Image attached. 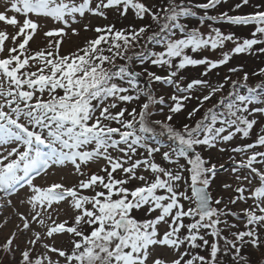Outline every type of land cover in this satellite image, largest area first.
I'll return each mask as SVG.
<instances>
[{"label": "snow or ice", "instance_id": "6c2138e0", "mask_svg": "<svg viewBox=\"0 0 264 264\" xmlns=\"http://www.w3.org/2000/svg\"><path fill=\"white\" fill-rule=\"evenodd\" d=\"M93 2L2 0L0 22L18 27V31L14 35L0 31V196L10 198L25 187L32 193L27 200L31 219L21 216L23 231L32 235L21 250L14 246V232L3 245L5 256L15 264H264V151H254L264 148V126L255 141L231 148L244 158L235 161L229 157L239 186L223 185L235 194L227 199L211 192L224 165L218 168L202 155L213 149L227 151L221 145L237 134L249 137L258 123L257 115L264 117V82L249 85L245 72L236 80L225 76L216 86L202 78L183 86L185 77L180 75L190 66H204L201 77L207 76L226 65L233 54L264 53V46L254 49L264 45V4H257V10L248 14L211 15L210 10L228 0H162L151 7L141 0H96L94 7ZM250 2L239 0L233 11ZM129 10L136 18H150L153 23L118 30L112 24L96 27V37L83 48L60 55L65 29L78 22L77 15L107 19L109 11L127 17ZM7 12L23 16L22 24L17 15ZM30 15L63 25L46 32L48 47L34 53L28 45L38 24ZM192 18L199 26L189 27ZM208 22L252 25L254 30L251 38L241 40L234 32L226 34ZM153 24L156 30L146 35ZM84 27L89 30L88 25ZM71 31L79 34L75 28ZM54 37L57 39H51ZM141 40L160 50L144 51L142 45L140 52L129 55ZM228 42L234 45L230 49L226 48ZM217 51L221 58L204 54ZM192 54L203 55L194 58ZM133 60L141 66L150 63L167 74L147 68L137 72ZM241 70L229 68L233 74ZM144 74L150 82L175 90L164 119H153L156 113L150 109L159 104L164 114L165 101L140 86L137 77ZM253 75L264 77V68ZM226 84L227 96L207 109L200 120L176 127L174 116L181 113L194 89H208L200 100L202 107ZM241 88L246 91L241 93ZM141 95L146 102L139 111L129 110L127 105ZM198 111L194 108L188 117ZM9 145L15 146L9 150ZM101 161L103 175L86 172L89 164ZM67 164L83 177L77 186L53 183L41 188L34 184L50 168ZM80 190H91L93 195ZM61 202L67 205L71 221L45 225L43 214L51 219L49 210ZM237 203L247 206L233 211L230 206ZM135 213L144 218L138 219ZM31 221H38L46 230L36 231ZM65 234L70 237L67 246L57 247L56 237Z\"/></svg>", "mask_w": 264, "mask_h": 264}, {"label": "rangeland", "instance_id": "374dc122", "mask_svg": "<svg viewBox=\"0 0 264 264\" xmlns=\"http://www.w3.org/2000/svg\"><path fill=\"white\" fill-rule=\"evenodd\" d=\"M76 2L80 3L82 2V0H76ZM95 2L96 0H94L93 2L92 5L93 7L95 6ZM141 2L151 7L153 5H159L162 2V0H141ZM163 2H166V0H163ZM202 2H206V0H193V3H202ZM236 3H239V0H228L227 3L217 6L215 10H210L209 14L217 15L220 12H228L229 15L248 14L256 11L257 10L256 5L264 4V0H251L249 5L233 11ZM0 11H4L2 0H0ZM199 14L202 15L203 13L200 12ZM7 15L9 16L17 15V19L22 24L24 19L23 16L12 12H7ZM29 18L38 24V28L34 34V37L29 42L31 46H37L43 40H47L45 33L48 32L49 30L63 27L62 24L53 21L51 18L36 17L35 15H30ZM77 21H78L77 23L71 24V28L77 29L79 34L74 35L71 31V28H66L65 31L67 35L62 37L63 42L60 47L61 50H66L69 48L77 49L79 46H84L86 44L85 41L87 39L92 38L93 36L96 37L97 34L94 31L96 27H105L107 25L114 23L115 28L118 30V29L128 28L130 25L139 28L146 24L153 23L150 18H145L144 20H140L136 18L131 10H129L127 17H120L117 13L109 11L107 19L86 13L83 18L77 15ZM208 23H213V22H208ZM85 25L89 26V30L85 31V27H84ZM197 26H199L198 20L196 18L190 19L189 27H197ZM213 26L220 27L221 30L226 34L229 32H234L237 36L241 38V40L243 38H251V32L254 30V26L252 25L234 26V25H228L226 23H213ZM154 30H156V28L155 25L153 24V27L148 30V33H146V35L151 34V32ZM202 30L206 31V29H202ZM0 31H4L9 35H14L18 31V27L10 26L5 24L4 22H0ZM26 31H31V30L28 29ZM6 43L8 42L6 41ZM143 43L144 40H141L140 45L134 47L129 52V54H132L134 50L141 51V46L143 45ZM8 46L10 47L11 44H9ZM143 46H144L143 47L144 50L146 47H151L152 48L151 50L154 51L160 50L156 45L153 44H147ZM233 46L234 45L230 42L226 44L227 49H230ZM262 46L264 45H256L254 46V49ZM204 54H207L210 59L221 58L219 51L215 53L208 52ZM192 55L194 56V58H202L203 54H192ZM132 67L138 72H142L143 68H147L149 71H154L157 74H161V75L167 74L165 71H162L158 67L152 66L150 63H145L143 66H141L137 60L132 61ZM229 68H239L242 70L233 74L229 72ZM261 68H264V53L255 52L254 54H248V53L233 54L231 56V59L226 65H221L219 68L213 69L207 76L201 77V73L204 71V66H195V67L190 66L182 70L180 75H183L185 79L181 81V84L183 86H186L187 83L190 82L192 79L202 78L204 80L209 81L213 86H216L224 81L225 76H231L233 80H236L238 78H242L243 74L247 72L250 78L248 84L251 86H255L256 84L255 82L251 81V77L254 76L253 75L254 72H258L259 69ZM141 77L142 79H140L141 81H139V83L141 82L142 84L145 85L144 87L150 88V90L154 93V95L157 98L161 96L164 97V101H165L163 105L164 114L160 113L159 109L161 106L159 104L154 105L150 109L151 111H154L156 113L153 119H164L168 111V105L173 103L170 97L175 92L174 88L158 82L152 83L149 81V78L147 77L146 74L142 75ZM144 79L147 81V83H143ZM256 83L260 84L262 83V80ZM229 84L225 85V88L223 89L222 92H217L215 95L212 96L210 100L204 101L202 107L200 106V100L203 98L204 95L208 94V89L206 88L194 89L192 92V98L183 102L184 108L182 109L181 113L176 114L174 116L176 127L177 125L180 124L181 126L179 127H182V125L185 123L194 125L197 120H200L204 116L207 109L212 108L210 107L211 105L218 102L222 96H227L229 91ZM175 94L179 95V93H175ZM197 97H199V99H197ZM145 102H146V98L144 99L143 102L134 101L131 104H128L127 107L129 108V110H131L132 108H136L137 111H139L140 106ZM258 106L260 105H253L252 107H258ZM194 108H199V111L196 112L191 118H189L188 113L191 112ZM257 119H258V123L257 125L254 126V129L250 132L248 138H241V134H237L236 136H234L232 141L228 142L226 145H221L223 147H226L227 151L220 152L218 150L213 149V150L204 151L202 153V155L205 158H209L211 161H214V163L218 166V168L220 165H224L223 168H219L218 174L215 177L213 184L211 185V192L214 197L223 196L227 199L228 197L235 195L231 189L226 190L223 187V185L225 184H231L233 189L239 186V182L236 180V174L232 172L233 162L229 159V157H234L235 161H240L244 157H242L240 154L233 153L231 151V148L236 146H242L244 144L252 143L253 141H255L258 133L260 132L261 127L264 126V117L257 115ZM14 146L15 145H9L7 147L10 150L11 147ZM0 151H3V149L0 148ZM254 151H264V148L254 149ZM157 159H159V157H157ZM103 163L104 162L101 161L100 164H95V163L89 164L88 168L86 169V172L90 174L99 173L103 175V173L100 172V167L103 165ZM181 163H186V162L182 160ZM240 174L243 175L244 171L242 170ZM81 179H83V177L79 176L75 172L74 167L71 164H67L65 166L57 165L50 168L46 174L42 173L39 177H37L34 180V184L41 188L48 187L53 183H60L66 187H73V186H77ZM80 191L81 194L93 195L91 190H80ZM30 195H32L31 191L27 187H25L24 189H21L17 194L13 195L10 198H5L0 196V248L1 249H3V245L6 243L7 239L12 237V234L14 232L16 233L14 246L19 245L21 250L25 248V240L31 237L32 234L30 232L26 234L23 231L24 220L21 218V216L23 215L24 217H28L29 219H31L29 217L30 205L27 203V200ZM9 200L11 201V204H9ZM21 201H24V203H21ZM185 206L187 207V204H185ZM246 206L247 205L243 203H237L236 205L230 207H232L233 211H238L239 209H242ZM55 209H60V211H56ZM66 209H67V205L63 202H61L58 205L54 204L53 208L49 210L51 212V219H48V213L43 214L45 225L51 227L54 226L53 221H56V223L62 222L64 220L71 221V215L67 213ZM135 215L138 219L144 218L142 213H135ZM229 220L232 222H236L232 220L231 217H229ZM31 227L36 231H40V232H44L46 230L45 226L40 225L38 221H31ZM240 228H243L242 224L240 225ZM69 238L70 237L67 234H65L63 237H56L57 247L67 246V242ZM48 242L51 243V240H49ZM37 249L38 251H43V249L39 248V245H37ZM201 254H205V253L202 252ZM3 255H5V253L1 252L0 258L5 257ZM33 255H36V253H33ZM15 256H16V260H19L20 252L16 251ZM257 256L258 254L253 258L255 259L257 258ZM53 258L55 259V256H53ZM4 264H15V262H10V259L6 258L4 259Z\"/></svg>", "mask_w": 264, "mask_h": 264}, {"label": "trees", "instance_id": "16d2710c", "mask_svg": "<svg viewBox=\"0 0 264 264\" xmlns=\"http://www.w3.org/2000/svg\"><path fill=\"white\" fill-rule=\"evenodd\" d=\"M112 25H114V23H112ZM95 37L93 36L92 38H89V39H87V40H90V39H94ZM51 39H53V40H55V39H57V37L56 38H51ZM86 40V41H87ZM85 41V42H86ZM48 43H49V38H47V40H43L42 42H40L37 46H31L30 44L28 45V48L30 49V51L31 52H35V51H38V50H40V49H46L47 47H48ZM143 45H146L145 44V42L143 43ZM85 46V45H84ZM84 46H79L78 48H83ZM77 48V49H78ZM77 49H66V50H61L60 49V55H68L69 53H73V52H76L77 51ZM152 48L151 47H146L145 48V50L144 51H150ZM134 52H140V50L139 51H137V50H134ZM129 55H131V54H129ZM138 61V60H137ZM117 63L118 64H122V63H124V61H121V60H117ZM239 66V65H238ZM241 68V67H240ZM250 79V78H249ZM262 80V82H264V77H261V76H257V77H254V76H252L251 77V81H253V82H255V84L257 85V83L256 82H258V81H261ZM248 82H249V80H248ZM240 91L242 92V93H244L246 90L244 89V88H241L240 89ZM144 99H145V97L143 96V95H141L140 96V99L138 100V101H140V102H143L144 101ZM217 103L218 102H216V103H214L213 105H211L210 107H213L214 105H217ZM179 126H181V124L180 125H177V127H179ZM22 150V149H21ZM206 155H207V153H206ZM212 163H214V161H211ZM215 164V163H214ZM189 194H190V189H189ZM3 249H1L0 248V251L1 252H3L2 251ZM0 252V253H1ZM3 256H5V255H3ZM19 257V256H18ZM2 258H4V259H6V258H8V257H2Z\"/></svg>", "mask_w": 264, "mask_h": 264}, {"label": "water", "instance_id": "95a60500", "mask_svg": "<svg viewBox=\"0 0 264 264\" xmlns=\"http://www.w3.org/2000/svg\"><path fill=\"white\" fill-rule=\"evenodd\" d=\"M137 79L140 80V79H142V77H141V76H140V77H137ZM146 83H147V82H146Z\"/></svg>", "mask_w": 264, "mask_h": 264}]
</instances>
